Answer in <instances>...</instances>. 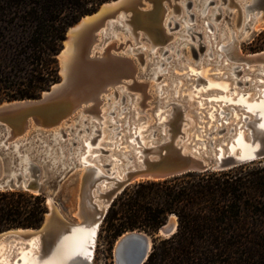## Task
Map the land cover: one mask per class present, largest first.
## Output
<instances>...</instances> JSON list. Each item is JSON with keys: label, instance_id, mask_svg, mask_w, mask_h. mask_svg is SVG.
I'll list each match as a JSON object with an SVG mask.
<instances>
[{"label": "water", "instance_id": "water-1", "mask_svg": "<svg viewBox=\"0 0 264 264\" xmlns=\"http://www.w3.org/2000/svg\"><path fill=\"white\" fill-rule=\"evenodd\" d=\"M226 1L229 3L228 9L231 5L238 9L237 25H240L243 15L246 17L249 15V20L244 24V29L250 31V34L247 36L248 38L264 30V0H257L256 3H254V0ZM183 3H187L188 7H190L192 0H110L104 2L94 12L85 14L68 28L62 49L58 54L61 74L60 81L54 83L48 90L43 91L38 98L13 99L0 103V189H21L34 193H44L50 189L45 186L47 181L58 184L59 181L57 180L62 175L73 171L77 166H81L84 169L91 167V163L84 164L78 159L75 160L72 167L60 168V165L58 167L51 166L50 159H41V155L44 156V154H35L34 150L29 153L31 156L30 166L25 168V164L21 163V156L13 149V145L10 144L7 147L6 144H1V140L8 133L11 136L23 134L30 127H37L42 134H45L46 130H49L50 127L57 125L60 121L72 115L78 108L83 105H92L95 110V119L92 123L97 125L94 133L91 131V134H93L91 145L94 147L101 133L100 119L102 118L101 105L104 100L103 94L114 89L116 95L119 89L124 88L125 94H130L133 97L138 93L137 99L143 105L145 104V100L152 96L151 89H149L150 80L158 81L163 74L161 72H157L156 74L155 68L150 69L153 62L148 61L146 64V58L143 56V53L135 54L138 56V59L135 60L125 54L112 52L107 47L101 55H97L96 52L94 55H91L93 48L98 46V42L102 43L109 38H115L112 29H122L127 32L124 28V22L125 19L130 18L136 23L133 45L136 46L143 39H146L151 43V49L164 50L163 55H165L168 52L166 47H170L175 43V41L171 40L173 34L180 33V31L177 32L176 30L178 27V22L176 21L173 26H171L170 21H168V25L161 22L165 15H168L172 21ZM149 14L157 16L159 19L158 23L145 21L144 18ZM258 16L259 20H262L263 23L258 29H252V25ZM208 26L209 30L202 31L201 29L193 31V34L198 36V38L193 36L196 39V45L189 44L192 49V57L197 60L201 59V64L206 63L209 65L215 59L212 57V52H206V48L213 49L215 38H208L210 41H203V39H207L203 35L204 31L208 37L212 36L211 25ZM208 42H212V44L207 45ZM122 46L123 43L119 47ZM138 49L146 51L143 46L133 47L129 51ZM74 50L78 53L72 59L70 58V54ZM150 53L151 51H149ZM154 55L157 58L156 53ZM169 58L170 56L167 57V59ZM161 60L165 61V58H161ZM177 61L173 59L171 63ZM252 64L258 68H264V49L240 55L239 62L233 68L236 79L238 78L236 82L237 88L244 90L243 80L239 79L243 72L242 67L247 68V65ZM216 66L221 65L216 64ZM172 74L196 83V88L200 81H204L197 74ZM213 75L216 78L224 77V73L220 72ZM166 87L167 85H163L162 89ZM156 89L158 93L156 97L157 106H164L166 108L159 115L167 112V117H173V120L171 124H168V129L165 133L162 130L159 132L154 131L155 136L150 139L149 143L151 144L145 145L146 147L138 140V122L134 127L130 128L127 135H136L137 148L139 149V154L137 153L138 160H135L134 164L128 167L129 170L122 180H117L116 185L107 191L104 196H101L103 197V202L99 199L97 200L102 203L101 207L97 208V201L92 200L90 188L86 191V196L93 201L96 208L95 221H98L99 227L106 218L114 200L126 187L138 181L161 180L188 172L225 170L243 163L264 159V132L260 137L258 136L252 141L253 144L259 143L254 157L240 158L229 151V143L233 141L239 131L243 130L245 124L250 120H255V122L259 120L257 113L245 112L244 110L245 116L241 126L234 123L226 129L221 125L217 130L218 133L222 134L216 139V143L224 138L228 140L227 143H222V148H224L223 155H218L221 148H216L217 146L214 148L215 154L210 150L205 153L201 147H197L196 150L184 151V145L194 147L197 144L202 145L206 142L209 147L210 142H212L211 135L213 132L211 128L207 127H204L203 131H200L202 127L197 126L196 131H200L201 136L198 138L193 135L190 138L187 137V130L190 128L186 129V122L190 120L185 116L186 107L184 104L177 102V100H180V96L169 97V100L164 102L163 100L168 95L159 90V87ZM128 90L135 91V93L131 94ZM184 100L185 97L181 99V101ZM207 102L209 103L210 101ZM197 109H200L201 112H197ZM192 111L198 118L199 124H207L201 120L206 117V115L202 114L205 108L197 107L192 109ZM155 117L157 120L159 119L158 115ZM144 118L146 117L139 116L136 121ZM165 122L167 123L166 120L159 123L157 121L151 124L144 132L153 125L160 128V125ZM255 122L252 124L254 127ZM225 124L227 123L223 122V125ZM245 130L247 131V129ZM89 136V134L86 135V138ZM245 138H249V136L246 135ZM189 139L190 142H188ZM80 142L82 141L80 140ZM74 143L76 142L74 141ZM29 145L30 142H27L22 144L20 148L23 151H27L24 147ZM86 147L87 144L82 142L81 151L86 152ZM95 149L94 147L92 150ZM109 150L101 147V156L104 161L101 167L104 173L98 177V182L106 179L107 184L114 178L109 175V172H111V161H105ZM95 158L91 157V153L87 154V159L94 161ZM48 207L49 210L46 213L45 219L39 227L13 228L0 232V244L5 242L14 243L16 240H19L14 246H11L9 255L12 262L23 249L30 247L34 236H36L33 241L34 244H39L40 246L38 249L33 247L32 250L40 252V254L43 252L47 255L59 238L70 232L72 227L78 223L77 220L72 221L67 219L57 206L51 209L48 204ZM166 224V227L163 225V230L160 228L157 236L163 235L169 237L177 231L178 221L175 225ZM140 231L139 229L131 230V233L123 241L118 245L117 243L115 244L114 264H145L152 250L155 237L151 235L152 244L149 245L147 240L140 234ZM19 249L21 251H17ZM43 253L41 255L45 256ZM19 260L20 258L17 259V262ZM82 264H93V261L92 259L85 258Z\"/></svg>", "mask_w": 264, "mask_h": 264}, {"label": "trees", "instance_id": "trees-1", "mask_svg": "<svg viewBox=\"0 0 264 264\" xmlns=\"http://www.w3.org/2000/svg\"><path fill=\"white\" fill-rule=\"evenodd\" d=\"M107 1L0 0V102L38 98L60 81L68 28ZM47 200L0 189V232L39 227ZM173 215L177 231L154 239L145 264H264V159L138 181L114 200L103 225L113 237L137 228L155 233Z\"/></svg>", "mask_w": 264, "mask_h": 264}, {"label": "bare ground", "instance_id": "bare-ground-1", "mask_svg": "<svg viewBox=\"0 0 264 264\" xmlns=\"http://www.w3.org/2000/svg\"><path fill=\"white\" fill-rule=\"evenodd\" d=\"M256 2L257 0H254V3ZM215 3L216 0H192L190 7H188L187 3H183L182 6H180L178 10V13H180V18H174L171 21L170 18H168V15H165L161 23L168 25V21H170L172 26V24H175V21L178 22V27L176 30L177 32L180 31V33H178L180 34V36H177V33H174L171 40L175 41V43H173L170 47H166V49H168V52L166 54L169 53V59H167L168 56H166V54L163 55L164 50L159 55V50L157 48H154L149 50L151 51L150 55H153L150 61L153 62V68H155L156 74L157 72H161L163 75H167L166 78L170 80V82H167V84L158 85L159 90L163 92L164 89L173 92V94L166 97L168 98L167 101L169 100V97L174 96H180L181 99L185 97V99L187 98L188 101H190L195 97L189 95V93L188 95H182L181 92L184 84L182 83V81L177 79L184 77H176L174 74H172L174 72H172L173 70H171V68L175 67V65L176 67H181V69L186 67V65L184 66L183 63V65H181V62L185 60V55L182 54V50H184L185 47H187L188 45L192 44L190 43L192 39H195L193 38V36L196 34H193V31H195L194 28L197 26L198 21L200 19H203L201 28L202 31L209 30L208 25H211L212 36L208 37L205 31L203 35H205V38H207L206 40L210 41L208 38H215V41L213 42V49L210 50L209 48H206V52L213 53L212 57L215 60L217 59V62H214L215 67L217 69H222L221 71L224 70V77L229 78H222L225 80H230L231 84L221 81H213L215 80V78L212 79L213 77L205 78L203 77L202 71H197L194 68H191L190 66L187 67L190 71L187 72V75L197 74L199 77H202L205 81H200L199 85L197 86L198 88L200 86V89L196 88V83L195 85H193L195 87L194 91H197V94H205L208 96L207 99H203L202 101L198 102V107L205 108L203 107L204 101L207 104L212 105V107L208 108L209 112H206V117L208 118L209 124L205 121L207 123V125L205 126L197 124L194 125L192 127L193 133L190 134L187 132V137L190 138L191 135L195 136L196 138L200 137L201 134L199 132L203 131L204 127L211 128V131L213 132V134L211 135L212 142H210L209 147L207 146V143L204 142L202 145L197 144L194 147L192 146L190 149L196 150L197 147H201L202 151H205V153L210 150L213 154H215L214 148L217 146L216 148H221L218 155H223L224 148H222V143L225 144L228 142V140L224 138L216 143V139L222 134L218 133L217 130L221 125L224 126L226 129L232 126L234 123H237L239 126H241L243 124L245 116L243 112L244 110L245 112L257 113L259 120L258 122H255V120L248 121L245 124L243 130L239 131L233 141L229 143L228 148L230 152H233L240 158H252L255 156V153L259 147L258 142L253 144L252 141L256 137H260L264 132V127H262V125H264V68H258L253 64L247 65V68L242 67L243 72L241 73V75H243L239 77V79L243 80L244 90L237 88L236 82L238 78L236 79V74L233 68L234 65L239 62L240 55L246 54L242 51L241 48L240 35H242V37L244 36L245 38H247V36L250 34L249 30L244 29V24L246 21L249 20V15H247V17L243 15L240 25H237L236 18V25L238 27L241 26V31L239 33L240 35H238L234 29H231L230 32H228V35L227 30L222 31L223 22L218 21L224 14L222 4L227 3V11L229 3L226 0H222V2H220L218 5H214L213 8H210V4ZM232 6L233 5H231L230 7ZM144 20L148 22L158 23L159 19L154 14H149L146 18H144ZM262 23L263 21L259 20L258 16L254 21V24L257 25L256 29L261 27ZM124 28L127 31L125 32L123 30L125 33L133 36L136 30L135 21L131 20L130 18L125 19ZM116 30L117 29H112V33L115 38L118 36V33L115 32ZM188 36H190V38ZM211 44L212 42H208L207 45ZM143 48L147 50V47L145 45H143ZM94 51L95 50L93 48L92 53ZM77 53L78 52L74 50L70 54V58L74 59ZM102 53L103 52L96 51L97 55H101ZM154 53H156L157 58H155ZM161 58H165V61H162ZM173 59H176L178 61L171 63ZM216 64H220L221 66H216ZM163 85H167V87L162 89ZM124 90L122 91L121 97L119 96V91L116 95L115 93H113V95L119 97V99H116V102H112L110 103V105L108 104L111 108H109L110 111H108V113L106 114L107 117L105 116L106 110L102 111L103 108L101 107L102 118L100 119V122L101 125L104 126L100 127L101 133L99 139L94 145V147L96 148L95 150H92L94 147L91 145V139L93 136V134H91V131L92 133H94L95 129L97 128V125H94L92 123L95 119V110L92 105H83L82 107L78 108L74 113H72V115L63 119L57 125L50 127L49 130H46L45 134H42L37 127H30L23 134L20 133L18 135L11 136L8 133L1 140V144H6L7 147L10 144L13 145V149L17 151L18 155L21 156V163L25 164V168L30 166L31 156L29 155V153L34 150L35 154H44V156L41 155V159H50L51 166L58 167L60 165V168L72 167L76 159H78L84 164L91 163L92 165L91 167L84 169L79 177L77 187V205L74 211V215L78 218V223L72 227L70 232L61 236L59 240L55 243V245L50 249L47 255L41 252V254L43 253L45 256L41 255L40 252H34L32 250L33 247L38 249L40 246L39 244H34L33 242L36 236H34L31 240V245L30 247H28L29 250L27 248V251H21V253L18 255V258H20L19 262H17L18 258H15L12 262L11 257L9 255L11 252L10 246V250L8 252L10 259L5 257L6 255L3 256V251L0 254V264H82L85 258L92 259L93 261L96 253L98 233L100 228L98 226V221H95L97 213L93 201H97L99 199L103 202V197L101 196H104L107 191L113 188L116 185L117 180H122L124 175L127 174L129 170L128 167L134 164L135 160H138L139 149L137 148L136 135H127L130 128L132 126L134 127V125H136L138 122V140L143 143L144 147H146L145 145H147L150 141H146V139L153 138L155 136L154 131L159 132L160 130H162V132L165 133L168 129V124H171L173 120V117H167V112L163 113L162 115H159L160 112L163 111L161 108L164 107L159 106L158 113L155 114V116H159V119L157 121L159 123L166 120L167 123L165 122L160 125V128H158L156 125H153L146 132H144V130H146L151 124L154 123L150 122L149 125H145V123L147 124L148 122L146 117L147 113H145L146 118L143 119L144 121H136V119L141 116L140 113H144V109L141 110L137 107V105H141L139 103V100L137 99V96H132L133 99H131V95L125 94ZM166 95H169V93ZM108 100H111V97ZM207 101L210 102L208 103ZM143 105H146V103ZM205 110L207 109L205 108ZM76 112L78 113L77 118H80V122L78 121L77 124L74 125L72 123V125L69 127L71 133L73 134V137L68 139V134L66 133L63 127L69 124L71 120H74V118L70 119V117H72ZM85 113H89L92 116V118L89 117L90 123L88 125V118H83V115ZM75 120L77 121V119ZM123 122L124 124H122ZM223 122H226L227 124L223 125ZM254 122L256 123L255 127L252 126ZM106 123L108 124L107 126ZM79 125L80 129H77ZM197 126L202 127L201 130L198 132L196 131ZM108 127H111V130H109L110 137H107L105 135V131L108 130ZM245 129H247V131ZM29 130H31V132L29 133V135H27ZM88 131V134L90 136L86 138V135L88 134H85V132ZM48 132H50V134L47 135ZM64 133H66L65 136ZM246 135H248L249 138H245ZM64 138L67 139L65 140ZM105 139H107L108 141H106ZM80 140L83 143L87 144L86 152L81 151L82 142H80ZM74 141L76 143H74ZM27 142H30L29 146L24 147L25 149H27V151L21 150V145ZM134 142L136 143L135 145ZM188 142H190V139ZM77 143L80 146L74 148V145H77ZM124 143H127L128 145L123 146ZM108 146L111 147L108 148ZM101 147L110 149L108 152V157L105 161H111V172H109V175L114 178L110 180L109 184H107L106 179L100 180L98 182V177L104 173L103 168L101 167L102 163L104 162L101 156ZM190 149H188V145L183 146L184 151H190ZM89 153H91V157H96L94 161L87 159V154ZM135 154L137 155L134 156ZM89 188L91 198L93 197V201L86 196V191H88ZM47 202L51 209L55 208L56 204L54 203L52 197H50ZM96 206L97 208L101 207L102 203L97 201ZM176 222L177 218L175 215H173L167 223L175 225ZM166 226L167 224L164 225V227ZM140 232V234L145 238V240H147L148 244L151 245V235L142 230ZM130 233L131 230L126 231L122 235H120L116 242L117 245L121 241H123Z\"/></svg>", "mask_w": 264, "mask_h": 264}, {"label": "rangeland", "instance_id": "rangeland-1", "mask_svg": "<svg viewBox=\"0 0 264 264\" xmlns=\"http://www.w3.org/2000/svg\"><path fill=\"white\" fill-rule=\"evenodd\" d=\"M220 2H222V0H216V3L215 4H210V8H213L214 5H218ZM193 7H194V5H193ZM222 8L224 9V14L221 16V19H219V21H218V22H223L222 31L227 30V33H228V32H230L231 29H234L237 32V34L240 35L239 33L241 31V26L238 27L236 25V18H237V14H238L237 7L232 6V7H230L226 11L227 3H223L222 4ZM179 14L180 13L175 14V18H177V19L180 18V15ZM202 23H203V19H200L198 21V23H197V26L194 28V30H197V31L201 30ZM173 25L174 24H172V26ZM256 26H257L256 24H253L252 25V28L253 29H256ZM263 31L264 30H262L261 32H263ZM115 32L118 33V36L116 38H109V39H107L106 41H104L102 43H99L98 42L97 43L98 46L96 48H94V50H95L94 52H96V51L103 52L104 49L107 47L112 52L125 54L127 56H130V57L134 58L135 60L138 59V56L135 55L137 53H143V56L146 57V62L147 63H148V61H150L152 59L153 55L151 56L149 54V50L151 49V47H150L151 46V43H149V41H147L146 39H143L138 45L134 46L132 44L134 42V38H133L132 35H128L122 29H117ZM261 32H258L256 34H254L250 38H248V37L245 38L244 36L242 37V35H240L241 48H242V51L244 53H253V52H257V51H260V50H263L264 49V38L261 35ZM176 35L177 36H180V34H178V33ZM228 35H229V33H228ZM194 36L196 38H198L197 35H194ZM188 37L190 38V36H188ZM127 40H129V41L126 42ZM205 40L206 39H203V41H205ZM121 43H123V46L122 47H119ZM190 43L196 45V39H192L190 41ZM143 45H145L147 47V50L146 51H142L141 49H138V50H135V51H129V49H131L133 47H140V46H143ZM162 51L163 50H159V53L158 54L160 55L162 53ZM94 52L91 55H94ZM168 54H166V56H168ZM182 54L185 55V60H183V62H181V65L184 64V66L186 65V67H184V68L181 69L179 67H176V65H175V67L171 68V70H173L172 72H174L176 74H184V73L190 72L189 71V68H187V67L190 66L191 68H194L197 71H202L203 72V77H205V78H207V77L212 78L213 77L212 79L215 78V80H213V81H221V82H225V83H230L231 84V81L230 80H225L223 78H216L213 75L214 73H217V71L220 72V73H223L224 72V70L221 71L222 69H217L215 67L214 64L217 62V59L214 61L215 63L213 62L212 64H209V65L206 64V63H202L201 64V59L200 60H197L194 57H192V51H191V46L190 45H188L187 47H185L184 50H182ZM59 65H60V61H59ZM164 66H166V65H164ZM153 67H154V65L152 64L150 66V69H152ZM242 75H240V77ZM166 77H167V75H163L158 81H154L153 79H151L150 80L149 89H151V95L152 96L149 97V98H147L145 100L146 105H137V107L139 109H141V110L144 109L143 110L144 113H140L141 116H146L145 113H147V116L146 117H147L148 122H147V124L145 123V125H149L150 122L151 123L152 122L155 123L157 121V119L154 117L155 114H157L158 113V110H159V107L157 106V103L158 102H157V98L156 97L158 96V93H157V89L156 88L160 84H167V82L168 83L170 82V80L168 78H166ZM177 79L180 80V81H182V83L184 84L183 85L182 92H181L182 95H185V94L188 95V93H189V95H192V96L195 97V98L191 99L192 101L191 100L188 101L187 98L184 101H181V98H180V100H177V102L184 104V106L186 107V109H185V116H186V118H188L190 120V121L186 122L187 123L186 129L187 128H190V129L187 130V132L190 133V134H192L193 133L192 127L194 125H196V124L197 125H201V126L202 125H204V126L207 125V124H199L198 123V119L195 116V114L192 111V109L198 107V102L199 101H202L203 99H207L208 96L205 95V94H202V95L197 94L196 93L197 91H194V88L195 87L193 86V85H195V83H193L192 81H188L187 82V80L184 79V78H177ZM231 86H233V85H231ZM197 89H200V86H199V88L197 87ZM46 90H48V89H46ZM123 90H124V88L119 89V93H120L119 96L120 97H121V94H122V91ZM114 91H115L114 89H111L109 92L103 94L104 100H103V103H102L101 107L104 109V110L102 109V111H105L106 110V113H105V116L106 117H107L106 114L108 113V111H110L109 108H111V107H109L110 103L116 102V99L117 100L119 99V97L113 95ZM128 92L131 93V94L132 93H135V91H131V90H128ZM167 92L169 93L168 96H170L171 94H173L172 91H168L167 89H164L165 95L168 94ZM137 94L138 93H136L135 96H137ZM212 94H214V93H212ZM110 97H111V100H108ZM131 99H133L132 96H131ZM167 99L168 98H165L163 101H167ZM6 100H8V99H5L3 101H6ZM3 101H1V102H3ZM203 103L205 105V106L203 105V107H205L207 110H205L202 114L203 115H206V112H209L208 108L209 107H212V105L211 104H207L205 101ZM163 108H161V109L162 110H165L166 109V108H164V109ZM196 111L201 112V110H196ZM77 114L78 113L76 112L72 117H70V119L71 118H74V120H71L69 124H67L66 126L63 127L65 129L66 133L68 134V136H67L68 139L73 137V134L71 133L69 127L72 125V123L74 125V124H77L78 121L80 122V118H77ZM89 117L92 118L91 114H89V113H85L83 115V118H88L87 125L90 123V118ZM75 119H77V121ZM201 120L204 121V122L206 121L209 124V121H208V118L207 117L202 118ZM142 121H144V120L141 119L140 122H142ZM107 123H106V126L109 124V123L108 124ZM122 124H124V122ZM103 126L101 125L100 127H103ZM77 129H80V125H79V127H77ZM109 130H111V127H108V130L105 131V135L107 137H110ZM74 131H76V130H74ZM124 131H123V133H124ZM30 132H31V130H29V132H28L27 135H29ZM88 133H89V131L88 132H85V134H88ZM48 134H50V132H48L47 135ZM67 138H64V139L66 140ZM105 140L108 141L107 139H105ZM149 140H150L149 138L146 139V141H149ZM125 145L127 146L128 144L127 143H124L123 146H125ZM78 146H80V145L77 143V145L76 144L74 145V148L75 147H78ZM110 147L111 146H108V148H110ZM190 148H191V146H188V149H190ZM261 160H263V159H261ZM258 161H260V160H257L256 162H258ZM83 170H84L83 167L77 166L75 169H73V171H71V172H69L67 174L62 175V177L59 178V180H57V181H59L58 184H56V182L49 183L47 181V183L45 185L46 187H49L50 188L49 190H47L46 192H44V194L46 195V198L49 199L50 197H52L53 200H54V203L60 209V211L68 219H70L72 221L78 220V218L74 215V211H75L76 205H77V187H78V181H79L80 174H82L81 172H83ZM169 220H170V217H169L168 221ZM104 221H105V219H104ZM104 221H103V223H104ZM103 223L101 224V226L99 228L98 241H97V247H96L95 257L93 259V264H106V263H110V262H112V264H114V247H115V244L117 242V238H119V237H113L112 236V233L105 228V226L103 225ZM137 229L142 230V231H145L148 234L154 236L155 238L166 237V236H163V235L157 236V232L158 231L155 232V233H152V232L147 231L146 229H143V228H137ZM17 241H19V240H16V242ZM25 241H27V240H25ZM16 242H14V243H10V242L1 243L0 244V254L4 251L3 256L6 255L5 257H7L8 259H10L9 255H8L9 254L8 252L10 250V246H14L16 244ZM28 250H29V248H28ZM17 251H21V249H19ZM22 251H27V248H26V250L23 249ZM18 257L19 256H17L16 258H18ZM0 258H1V256H0Z\"/></svg>", "mask_w": 264, "mask_h": 264}, {"label": "snow or ice", "instance_id": "snow-or-ice-1", "mask_svg": "<svg viewBox=\"0 0 264 264\" xmlns=\"http://www.w3.org/2000/svg\"><path fill=\"white\" fill-rule=\"evenodd\" d=\"M262 127H264V125H262Z\"/></svg>", "mask_w": 264, "mask_h": 264}]
</instances>
